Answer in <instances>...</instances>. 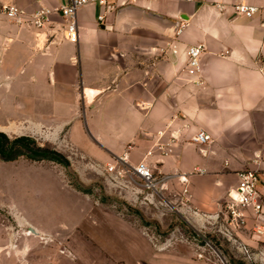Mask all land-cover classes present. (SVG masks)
Wrapping results in <instances>:
<instances>
[{
  "label": "crops",
  "instance_id": "1",
  "mask_svg": "<svg viewBox=\"0 0 264 264\" xmlns=\"http://www.w3.org/2000/svg\"><path fill=\"white\" fill-rule=\"evenodd\" d=\"M69 1L0 0L53 11L43 28L0 11V106L67 130L74 145L112 165L124 154L133 165L147 162L172 175L167 185L187 184L204 209L226 202L241 169L260 172L264 195V0L91 3L77 11V43L63 38L59 9ZM238 2L260 10L236 15ZM195 44L205 51L200 71L190 73ZM201 130L209 142L193 140Z\"/></svg>",
  "mask_w": 264,
  "mask_h": 264
},
{
  "label": "rangeland",
  "instance_id": "2",
  "mask_svg": "<svg viewBox=\"0 0 264 264\" xmlns=\"http://www.w3.org/2000/svg\"><path fill=\"white\" fill-rule=\"evenodd\" d=\"M10 110L0 106V132L47 153L20 144L0 152V264H264V235L251 220L229 226L225 200L207 210L187 184L148 189L129 166L117 160L122 173L111 171L74 145L67 130Z\"/></svg>",
  "mask_w": 264,
  "mask_h": 264
},
{
  "label": "built area",
  "instance_id": "3",
  "mask_svg": "<svg viewBox=\"0 0 264 264\" xmlns=\"http://www.w3.org/2000/svg\"><path fill=\"white\" fill-rule=\"evenodd\" d=\"M91 3L106 5L108 4V0H70L68 3L61 5L59 10L66 20L63 38L73 43L79 41L77 11L81 7ZM217 6L223 10L227 5L224 3H217ZM231 7L236 15H244L247 17H253L260 10L259 6L247 2L233 3ZM0 11L19 23L33 25L38 28L45 27L51 21L50 15L53 12L46 7L28 12L15 4H1ZM103 19L104 15H99V20ZM172 50L174 53L178 52L176 45H173ZM204 51L205 45L203 44H195L187 49V67L190 73L200 71L201 59L204 55ZM159 134L164 135V131H160ZM193 140L199 143H207L211 140V135L201 130L193 136ZM157 146L164 153L171 150L168 142L159 141ZM118 161L129 166L128 171L139 177L143 181L145 187L153 191L163 190L172 176L170 174L158 175L145 161H140L133 165L129 163L126 154L120 156ZM109 170H117L118 173H122V171L117 168V165H109ZM237 174L238 183L229 192V198L226 200L221 212H223L225 221L229 226L243 228L246 227L251 220V230L254 235H264V195L259 188L262 178L261 174L258 170L252 168L241 169ZM181 180L187 182V176L181 175Z\"/></svg>",
  "mask_w": 264,
  "mask_h": 264
},
{
  "label": "trees",
  "instance_id": "4",
  "mask_svg": "<svg viewBox=\"0 0 264 264\" xmlns=\"http://www.w3.org/2000/svg\"><path fill=\"white\" fill-rule=\"evenodd\" d=\"M17 144L22 145L23 148L29 149L30 150L29 153H31L34 156L47 153L46 151L43 150H36V151L32 150L29 138L27 137H21V138H17L16 140H10L9 137L6 135V133L0 132V152L3 154V156L12 155ZM51 157L59 160H61L62 158L61 155H56V156L52 155Z\"/></svg>",
  "mask_w": 264,
  "mask_h": 264
},
{
  "label": "water",
  "instance_id": "5",
  "mask_svg": "<svg viewBox=\"0 0 264 264\" xmlns=\"http://www.w3.org/2000/svg\"><path fill=\"white\" fill-rule=\"evenodd\" d=\"M31 231L37 233V231L33 227H31Z\"/></svg>",
  "mask_w": 264,
  "mask_h": 264
},
{
  "label": "bare ground",
  "instance_id": "6",
  "mask_svg": "<svg viewBox=\"0 0 264 264\" xmlns=\"http://www.w3.org/2000/svg\"><path fill=\"white\" fill-rule=\"evenodd\" d=\"M89 90V89H88ZM94 92L93 91H89V94L92 95Z\"/></svg>",
  "mask_w": 264,
  "mask_h": 264
}]
</instances>
